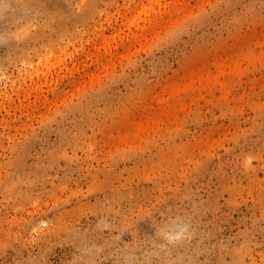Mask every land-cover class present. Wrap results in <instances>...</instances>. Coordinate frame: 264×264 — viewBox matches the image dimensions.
Masks as SVG:
<instances>
[{"label": "rangeland", "instance_id": "374dc122", "mask_svg": "<svg viewBox=\"0 0 264 264\" xmlns=\"http://www.w3.org/2000/svg\"><path fill=\"white\" fill-rule=\"evenodd\" d=\"M0 264H264V0L0 1Z\"/></svg>", "mask_w": 264, "mask_h": 264}, {"label": "bare ground", "instance_id": "6f19581e", "mask_svg": "<svg viewBox=\"0 0 264 264\" xmlns=\"http://www.w3.org/2000/svg\"><path fill=\"white\" fill-rule=\"evenodd\" d=\"M0 1H2V0H0Z\"/></svg>", "mask_w": 264, "mask_h": 264}]
</instances>
